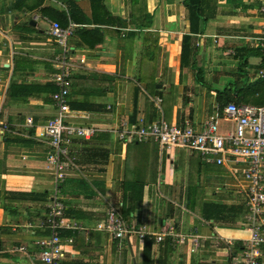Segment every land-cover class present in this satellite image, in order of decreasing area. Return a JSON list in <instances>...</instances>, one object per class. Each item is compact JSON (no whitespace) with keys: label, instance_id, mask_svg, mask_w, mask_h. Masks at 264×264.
I'll return each instance as SVG.
<instances>
[{"label":"crops","instance_id":"crops-1","mask_svg":"<svg viewBox=\"0 0 264 264\" xmlns=\"http://www.w3.org/2000/svg\"><path fill=\"white\" fill-rule=\"evenodd\" d=\"M258 4L0 0V264H40L36 241L49 233L42 222L52 187L45 164L50 146L41 126L56 113L53 21L71 26L75 67L64 122L95 128L67 146V177L58 190L64 222L79 228L60 230V264H241L249 236L245 163H208L196 151L160 148L153 140L121 142L115 130L159 118L199 129L228 101L264 103L256 99L257 92L264 98ZM110 207L143 225L145 238L128 242L96 230ZM168 226L174 234L196 235L195 250L186 239L164 235L156 242L149 235Z\"/></svg>","mask_w":264,"mask_h":264},{"label":"built area","instance_id":"built-area-1","mask_svg":"<svg viewBox=\"0 0 264 264\" xmlns=\"http://www.w3.org/2000/svg\"><path fill=\"white\" fill-rule=\"evenodd\" d=\"M258 10L264 17V0H259ZM48 34L56 45V52L51 60L54 68L51 82L56 88L51 93V100L56 108V113L42 124L41 135L50 146L45 164L52 173V187L42 222V226L47 228L49 233L37 240L36 244L40 264H60L63 256L60 230L63 227L79 228L74 222H64V205L58 190V186L67 177V146L73 136L90 137L95 128L93 126H72L64 122L68 112L66 101L68 77L75 67L67 44L71 26L62 27L53 21L50 23ZM256 39L261 58L257 76L264 78V32L261 37ZM81 61L79 59L80 63ZM219 120L229 122L230 126L220 130ZM26 124L31 125L32 120L27 118ZM115 133L121 142L153 140L160 148H181L196 151L208 163L224 164L229 159L245 163V167L240 172L241 177L245 180L243 192L247 208L246 218L249 222V236L243 241L239 263L260 264L264 248V222L261 218L264 214V190L262 189L264 180V104H236L228 101L204 119L199 129L187 123L177 126L159 118L148 124L140 123L129 126L128 129L120 127L115 130ZM236 172L237 170H233V173ZM94 228L107 233L113 239L128 242L134 238L142 241L147 235L143 225L124 220L116 207L108 208ZM149 235L156 242L160 241L164 235L174 236L177 242L186 239L190 252L194 251L198 245L196 235L174 234L170 226Z\"/></svg>","mask_w":264,"mask_h":264},{"label":"trees","instance_id":"trees-1","mask_svg":"<svg viewBox=\"0 0 264 264\" xmlns=\"http://www.w3.org/2000/svg\"><path fill=\"white\" fill-rule=\"evenodd\" d=\"M197 5V4H196ZM193 6H194V4H193ZM259 94V95H258ZM248 95V94H247ZM256 95H258L257 97H256V99L257 100H259V102H261V101H263L264 100V98L263 99H261L262 98V96H261V94L259 93V92H257V94ZM250 96L252 97L253 96V94H250ZM261 99V100H260ZM236 104H240V103H237V102H235ZM243 104H245V103H243ZM261 104H264V103H254V105H261ZM143 264H151V262H150V260H148V259H145L144 260V263Z\"/></svg>","mask_w":264,"mask_h":264}]
</instances>
